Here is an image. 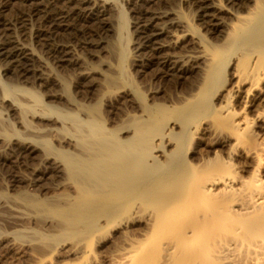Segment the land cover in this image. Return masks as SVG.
<instances>
[{"label": "bare ground", "instance_id": "1", "mask_svg": "<svg viewBox=\"0 0 264 264\" xmlns=\"http://www.w3.org/2000/svg\"><path fill=\"white\" fill-rule=\"evenodd\" d=\"M0 108V220L53 232L1 258L110 227L123 264H264V0H0Z\"/></svg>", "mask_w": 264, "mask_h": 264}, {"label": "rangeland", "instance_id": "2", "mask_svg": "<svg viewBox=\"0 0 264 264\" xmlns=\"http://www.w3.org/2000/svg\"><path fill=\"white\" fill-rule=\"evenodd\" d=\"M178 11H179V13H181V15H183L184 17H186V18H188V19H191L192 17H191V15L188 13V11L185 9V8H183V7H181V6H179L178 8ZM124 11L125 12H127V15H128V17H129V19H130V21L132 20L131 19V15H130V13H129V11H128V9L127 8H125L124 7ZM115 20H117L116 18H114V25H116V23H117V21H115ZM130 27V26H129ZM130 30H131V27L129 28V32H130ZM132 31V30H131ZM131 33V36H130V39L131 40H134V36H132V32H130ZM115 41H116V39L114 38V37H110L109 38V45H108V48L111 50V49H113L114 47H115V45H117V43H115ZM133 42V41H132ZM132 45V44H131ZM131 45H129V47H130V50H131ZM97 59V58H96ZM89 60V63L91 64V66L92 65H94L95 67H99L100 65H99V62H100V60L99 61H97V60ZM102 59L103 60H107V61H111V58L109 57V55L108 54H106V52H104L103 54H102ZM115 61V59L113 60V62ZM130 62V63H129ZM128 62V65H127V67H129L130 68V66H132V61L130 60ZM117 63V62H116ZM131 64V65H130ZM133 68V67H132ZM132 68H130L129 70L131 71V73L133 72L132 71ZM65 75V74H64ZM134 75V74H133ZM66 76V75H65ZM156 85V84H155ZM29 87H31V85H29ZM32 89H34L35 91H37L38 92V94H42L43 92H42V88H40V87H36V88H32ZM1 109V108H0ZM1 111H3L2 109H1ZM4 112V111H3ZM251 116V115H250ZM252 128V127H251ZM253 129L254 128H252V129H250L252 132H248L246 135H240L239 137H240V139H242L243 141V144L245 143H250L251 142V139H250V141H248V139L249 138H251L252 137V139H254V136H253ZM237 134V135H236ZM240 134V133H239ZM238 133H236V132H232V135L236 138V136H238L239 135ZM199 134L197 133H194L193 135H190V137H189V141H188V143H187V148H186V151L184 152V153H186V159H188V160H191L192 158V156H193V161L195 162V158H194V156L196 155L194 152H198V153H200V152H202V151H204V150H202V149H204V146L202 145L203 144V141H200L199 142V140H197L198 138H199V136H198ZM249 137V138H248ZM248 138V139H247ZM245 141V142H244ZM260 142H262V139H257L256 140V143H260ZM202 150V151H201ZM196 157V156H195ZM262 157H264V152H263V155H262ZM224 162H225V160H223V158H222V160H221V163H223L224 164ZM251 163V162H250ZM237 167H238V169H237ZM228 170V172H230V173H236V175H238V176H240V174H241V172L240 173H238L239 171H240V168H239V165H238V163H234V165L232 166V167H230V169H227ZM20 172H19V174H21V173H26L24 170H19ZM262 171H263V174H262V176H261V178H262V181L264 182V165H263V169H262ZM5 174H4V172L0 169V192L3 190V191H5V192H7L6 190H8V192L10 191L9 189H7L8 188V185H7V182H6V179H5ZM247 180H250V177L248 178L247 176L245 177ZM7 185V186H6ZM249 188H251V184H249V185H247ZM225 198H226V195H225ZM0 212H1V210H0ZM2 220H0V233L1 232H9L8 230L6 231V229H4L5 227L3 226V221L1 222ZM2 223V224H1ZM2 228H3V230H2ZM21 229H18V230H14V229H9V230H11V232H13V233H11V232H9L8 234H10V239L13 237V239H11L12 240V242H15V240H16V242H17V245H16V247L18 246V244H22V243H27V244H29V245H31V242L33 241L35 244H33L32 243V245L33 246H35V245H38V244H36V242L38 243V241H39V243H41L40 241L41 240H39V238H37V236L39 235V234H44L45 235V237H46V240L47 239H51V238H53L52 236H51V234L53 233V232H48V231H46V230H44V229H41V230H39V229H37V227L36 226H34V225H32L31 227H28V228H24L25 230H23V228L22 227H20ZM39 230V231H38ZM20 231V232H19ZM23 231V232H22ZM26 231V233H24ZM28 232V233H27ZM38 232V233H37ZM39 232H41V233H39ZM37 234V235H36ZM13 235V236H12ZM22 235V236H21ZM34 235H36V238H34L35 236ZM98 235H99V238L100 239H102V240H104V244L101 246L99 243H98V241H96V239H94L93 240V242L91 243V250L93 251V255H92V259L91 260H89V263L88 264H123V262L121 263V261H122V256H121V254H120V252L118 251V243L119 244H121V241L123 240V238H124V236H120V234H118V233H115L114 232V230L112 229V228H110V227H107V228H104L103 230H101L99 233H98ZM21 236V237H20ZM49 236H51V237H49ZM120 236V237H119ZM15 237H16V239H15ZM33 237V238H32ZM19 238V239H18ZM26 238V239H25ZM29 238V239H28ZM122 238V240H120ZM142 238V237H141ZM38 239V240H37ZM18 240V241H17ZM21 240V241H20ZM23 240H24V242H23ZM29 240V241H31V242H27V241ZM75 240V239H74ZM15 242V243H16ZM21 242V243H20ZM75 242H76V240H75ZM75 242L73 241V244L72 245H74L75 244ZM81 242V241H80ZM116 242V243H115ZM116 245V246H115ZM20 247H21V245H19ZM79 249H77L75 246V248H76V250H74L75 248H73V250L74 251H76L75 252V254H70V255H68V253H65V252H62L61 250H60V248L59 249H57L54 253H52V254H50V257H49V255H47L48 257H49V263L48 264H63L64 262H69V263H74V264H83V256H84V253H82L83 251L81 250V249H83L84 247H86V245L84 244V241L83 242H81V243H79ZM20 247H18L17 248V250L18 249H20V250H16L17 252H18V254L16 253L15 254V256H14V254L11 256V258H8V259H4V258H1L0 257V264H28L29 263V261L31 262L32 260H34L35 258H34V256H37L36 254H34L33 252H32V249L30 248V246H26L27 247V250H26V247H25V249L24 250H26L27 252H25L24 250L22 251L21 250V248ZM24 247V246H23ZM22 247V248H23ZM116 247V248H115ZM31 249V250H30ZM22 251V252H21ZM30 251L32 252L31 254H30ZM59 251H61V252H59ZM80 251H82V252H80ZM24 252V253H23ZM78 252V253H77ZM28 254H29V256H28ZM22 255V256H21ZM23 255L26 257H23ZM30 255H32V257L30 256ZM52 255V256H51ZM247 253L246 252H244V254L243 255H240V258H239V260H238V263L239 264H248L247 263V261H246V259H247ZM45 256V255H44ZM44 256L43 257H41V258H44ZM14 257V258H13ZM23 257V258H22ZM28 257V258H27ZM47 257V258H48ZM46 258V257H45ZM44 258V259H45ZM4 259V260H3ZM19 259V260H18ZM26 259H28V260H26ZM32 259V260H31ZM170 256L169 255H166L165 253H162V255H161V257H160V261L159 262H161V263H166V264H168L167 262H171L170 261ZM25 260V261H24ZM32 262H34V264H36V262L35 261H32ZM172 264V263H171Z\"/></svg>", "mask_w": 264, "mask_h": 264}]
</instances>
